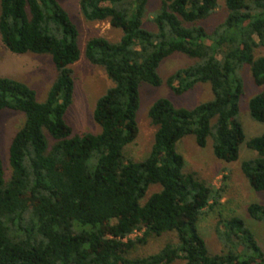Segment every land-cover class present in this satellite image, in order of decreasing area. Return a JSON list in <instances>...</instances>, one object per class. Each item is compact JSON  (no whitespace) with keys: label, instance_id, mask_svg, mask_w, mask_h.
<instances>
[{"label":"trees","instance_id":"16d2710c","mask_svg":"<svg viewBox=\"0 0 264 264\" xmlns=\"http://www.w3.org/2000/svg\"><path fill=\"white\" fill-rule=\"evenodd\" d=\"M148 1L80 0L85 19L107 21L122 36L86 43L85 57L113 85L93 111L100 132L72 135L64 114L73 92L71 66L80 56L75 24L56 0H0L2 43L12 53L49 54L57 73L42 102L26 83L0 77V111L24 114L9 144L7 177L0 160V264H264V250L236 215L217 221L222 250L209 252L198 222L220 202L222 190L185 172L176 150L186 135L200 147L212 136L218 159H238L245 135L237 71L249 64L254 83L264 85V55H253L264 46V0H224L226 17L211 32L200 22L214 13L217 0H160L150 19L155 31L142 26ZM175 52L195 61L172 73L167 86L181 95L209 83L213 98L189 109L157 99L148 110L156 127L150 151L133 160L124 148L138 135L139 86H159L157 68ZM248 109L264 122V89ZM246 145L256 156L244 160L241 171L251 189L264 191V132ZM153 184L160 190L142 203ZM246 212L264 223V204L251 202ZM135 230L142 234L126 238ZM169 232L176 243L129 256L149 237Z\"/></svg>","mask_w":264,"mask_h":264},{"label":"rangeland","instance_id":"374dc122","mask_svg":"<svg viewBox=\"0 0 264 264\" xmlns=\"http://www.w3.org/2000/svg\"><path fill=\"white\" fill-rule=\"evenodd\" d=\"M67 12L70 20L78 30L77 44L80 56L71 67L73 70V92L71 103L65 111V123L71 127L72 135L85 133L97 134L100 126L93 119V111L97 100L113 85L104 69L91 63L84 55L88 40L95 36L104 37L110 41H117L122 36V30L111 27L107 21H89L84 18L80 0H56ZM218 7L208 18L200 23L207 32L226 17L227 11L224 0H217ZM160 7V0H149L142 19V26L155 31L156 26L150 20L152 14ZM254 57L264 55V46L253 52ZM195 60L182 53L175 52L165 57L157 68L161 78L159 86L141 83L139 86V107L136 112L138 135L136 139L125 146L124 154L127 157L141 161L149 153L156 127L151 124L148 117L150 106L159 98L169 99L176 107L192 108L195 105L211 100L213 93L209 83H198L192 89L181 95H175L167 86L166 79L176 70L191 65ZM243 84V93L239 99L238 120L241 122L245 140L240 145L239 156L236 161L225 162L218 159L213 152V138H207L206 145L200 147L193 135H186L176 143V150L185 161L183 170L194 172L196 176L214 188L222 190L220 202L207 209L200 216L198 229L204 238L211 254L219 253L222 244L216 235V224L220 218L239 216L249 230L254 234L258 244L264 250V223L250 218L246 207L251 202L264 204V191L256 192L250 188L241 171L244 160L256 156L246 142L254 136L264 132V122L251 118L248 101L251 97L264 89L254 83L249 64H242L237 71ZM56 69L49 54L12 53L2 43L0 38V77H9L26 83L35 91L36 100L42 102L46 99L49 87L56 77ZM24 121V114L19 111L3 109L0 111V160L4 174H10L9 144L14 133ZM50 143L52 139L49 138ZM159 184L149 186L142 203L153 193L160 190ZM142 234V230H135L126 238H135ZM124 238L122 241H126ZM174 233H164L159 237H149L145 245H137L131 251L130 257L146 256L158 252L166 243H176ZM176 260L172 264H181Z\"/></svg>","mask_w":264,"mask_h":264}]
</instances>
